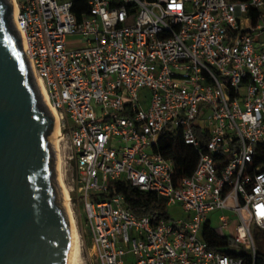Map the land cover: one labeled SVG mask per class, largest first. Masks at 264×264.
Instances as JSON below:
<instances>
[{"label": "built area", "instance_id": "built-area-1", "mask_svg": "<svg viewBox=\"0 0 264 264\" xmlns=\"http://www.w3.org/2000/svg\"><path fill=\"white\" fill-rule=\"evenodd\" d=\"M13 1L56 110L92 264H256L264 0ZM177 136L199 151L194 172L180 178L158 150L161 137ZM118 180L155 192L167 212L180 202L186 218L138 215L123 194L102 197ZM206 224L236 246L212 249Z\"/></svg>", "mask_w": 264, "mask_h": 264}, {"label": "water", "instance_id": "water-1", "mask_svg": "<svg viewBox=\"0 0 264 264\" xmlns=\"http://www.w3.org/2000/svg\"><path fill=\"white\" fill-rule=\"evenodd\" d=\"M13 0H0V264H66L72 243L57 177L58 118Z\"/></svg>", "mask_w": 264, "mask_h": 264}, {"label": "trees", "instance_id": "trees-1", "mask_svg": "<svg viewBox=\"0 0 264 264\" xmlns=\"http://www.w3.org/2000/svg\"><path fill=\"white\" fill-rule=\"evenodd\" d=\"M158 150L166 157L174 160L176 178L190 176L194 172L199 151L186 144L180 136L171 139L161 137ZM256 150V163L264 164V145H257ZM120 193L125 196V205L138 215L154 214L155 211H162L164 215L169 216L167 201L164 198H160L153 191L141 190L125 180L111 182L109 193L103 194L102 197H112ZM257 236L264 241V229H259ZM204 238L209 242L210 247L215 250L227 251V248L236 246L232 238L221 236L208 224L205 225ZM256 264H264V252L259 249Z\"/></svg>", "mask_w": 264, "mask_h": 264}, {"label": "rangeland", "instance_id": "rangeland-1", "mask_svg": "<svg viewBox=\"0 0 264 264\" xmlns=\"http://www.w3.org/2000/svg\"><path fill=\"white\" fill-rule=\"evenodd\" d=\"M69 41H70V43L74 42V43H72L74 47L78 46V45H82V43H81L82 41L78 37L69 38ZM141 93H145L146 95L150 96V91L148 89H146L145 91H143ZM145 105H147V103H145ZM54 143H55V140H54ZM58 144H59V151H58L59 154L57 157L60 158V160H59V162H60V173L62 175V180L64 182V185L66 186L67 190L69 191V175H70V172L68 170L66 171V169H65V164H64V160H63V153H62V141L59 140ZM55 150H56V148H55ZM56 154H57V150H56ZM57 177H58V181H59L58 160H57ZM60 188H61V186H60ZM70 206H71V209L73 212V216L75 217L76 227H77L78 232L80 234V244H81L80 245V256H81V260H80L79 264H92L94 262L93 249H91L89 242H87L83 237L82 223L80 221V218L78 217V211L76 210V207H74L71 204H70ZM168 212H169L170 217L174 220L186 218L185 210H184V208L180 202H177L175 204L170 205L168 207ZM212 216H213V223L217 224V222H218L217 212H214L212 214ZM258 231H259L258 228H254L256 244H257L258 249L264 252V241L261 238H258V236H257Z\"/></svg>", "mask_w": 264, "mask_h": 264}, {"label": "bare ground", "instance_id": "bare-ground-1", "mask_svg": "<svg viewBox=\"0 0 264 264\" xmlns=\"http://www.w3.org/2000/svg\"><path fill=\"white\" fill-rule=\"evenodd\" d=\"M38 79H39L40 85H41V87L43 89L45 98H46V100L49 103L48 95H47V92H46V88H45L41 78L38 77ZM52 109H53V111L56 114V110L53 107H52ZM56 116H57V114H56ZM59 131H60V128H59V123H58V129H57V132H56V135H55V139H54L55 140V148L57 150V156L59 154L58 153V151H59V144L58 143H59V140H60ZM57 160H58L59 184L61 186L63 196L66 199V209H67V212H68V215H69V218H70V226H71V230H72V243H71V246H70V249H69V253H68V258H67L66 264H79V262L81 260V256H80V245H81L80 244V234H79L78 229L76 227L75 217L73 216V212H72V209H71V206H70L69 193H68V190H67L66 186L64 185V182L62 180V175L60 173V162H59L60 158L57 157Z\"/></svg>", "mask_w": 264, "mask_h": 264}]
</instances>
